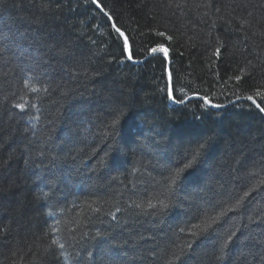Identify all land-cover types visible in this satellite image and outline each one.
I'll use <instances>...</instances> for the list:
<instances>
[{"label": "trees", "instance_id": "trees-1", "mask_svg": "<svg viewBox=\"0 0 264 264\" xmlns=\"http://www.w3.org/2000/svg\"><path fill=\"white\" fill-rule=\"evenodd\" d=\"M99 2L138 64L91 0L0 8V264H264V0Z\"/></svg>", "mask_w": 264, "mask_h": 264}, {"label": "snow or ice", "instance_id": "snow-or-ice-1", "mask_svg": "<svg viewBox=\"0 0 264 264\" xmlns=\"http://www.w3.org/2000/svg\"><path fill=\"white\" fill-rule=\"evenodd\" d=\"M8 2V0H0V8L4 7L5 4ZM91 3L95 5V8L107 19V23L110 29L114 31V39L119 41L120 48H121V54L124 56L125 59L128 61H133L137 55V50L133 48L132 43L129 41V36L125 34V31H123L120 27H118L113 19L112 14H110L106 10V6L102 5L99 0H91ZM159 35L163 36L164 33L160 32ZM134 41V38H133ZM219 49H216L214 52V55L219 56ZM154 57H160L162 58V61L165 63L166 66V74L164 76L165 79V86L161 91H164L167 98L173 100L174 103L178 104H183L185 103L183 96L181 95L178 99L176 95H174V92L178 93L179 92V82L178 80L174 81L173 80V75L170 69H168V60H169V49L166 47L162 42L160 41H153L152 46L147 47L146 54H145V59H151ZM140 62V61H136ZM251 75V73H249ZM237 81L242 79V77L237 76L236 77ZM247 82V81H245ZM257 97L261 100H264V93L257 92ZM199 99L203 100L205 103L208 101L204 96H200ZM247 100L251 101L253 105L261 113H264V107L261 106L260 103L257 102V99L254 98L253 96L249 95L247 96ZM18 107L23 108L22 105H17ZM213 108H218L220 107L219 104H212ZM165 207H167L165 205ZM115 219V217H113ZM227 246V243L225 247ZM61 248H63V244L60 245Z\"/></svg>", "mask_w": 264, "mask_h": 264}, {"label": "water", "instance_id": "water-1", "mask_svg": "<svg viewBox=\"0 0 264 264\" xmlns=\"http://www.w3.org/2000/svg\"><path fill=\"white\" fill-rule=\"evenodd\" d=\"M131 62L134 63V64H138V63H139V62H134V61H131ZM195 98L197 99V98H199V97H196V96L189 97V98H187V99L185 100V103L188 102L189 100H191V99H195ZM171 102L174 103L173 100H171ZM183 104H184V103H183ZM206 104H207L208 107L213 108L212 105L209 104L208 102H207ZM254 106H255V105H254ZM258 110H259V109H258ZM260 113H261V112H260ZM263 116H264V113H263Z\"/></svg>", "mask_w": 264, "mask_h": 264}, {"label": "rangeland", "instance_id": "rangeland-1", "mask_svg": "<svg viewBox=\"0 0 264 264\" xmlns=\"http://www.w3.org/2000/svg\"><path fill=\"white\" fill-rule=\"evenodd\" d=\"M255 109H257L256 107H255ZM258 110V109H257ZM259 111V110H258ZM260 112V111H259Z\"/></svg>", "mask_w": 264, "mask_h": 264}, {"label": "bare ground", "instance_id": "bare-ground-1", "mask_svg": "<svg viewBox=\"0 0 264 264\" xmlns=\"http://www.w3.org/2000/svg\"><path fill=\"white\" fill-rule=\"evenodd\" d=\"M186 100V99H185Z\"/></svg>", "mask_w": 264, "mask_h": 264}]
</instances>
